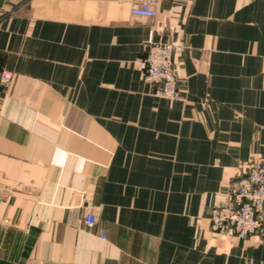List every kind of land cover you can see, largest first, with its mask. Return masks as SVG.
Instances as JSON below:
<instances>
[{
    "label": "crops",
    "instance_id": "obj_1",
    "mask_svg": "<svg viewBox=\"0 0 264 264\" xmlns=\"http://www.w3.org/2000/svg\"><path fill=\"white\" fill-rule=\"evenodd\" d=\"M132 1L0 0V264H264V212L247 238L210 223L264 160V0ZM152 42L185 47L178 101Z\"/></svg>",
    "mask_w": 264,
    "mask_h": 264
},
{
    "label": "built area",
    "instance_id": "obj_2",
    "mask_svg": "<svg viewBox=\"0 0 264 264\" xmlns=\"http://www.w3.org/2000/svg\"><path fill=\"white\" fill-rule=\"evenodd\" d=\"M157 0H133L132 14L154 17ZM184 45L173 42H152L139 67L148 83L156 87L155 95L171 101L180 100L176 58ZM15 74L0 66V91H9ZM264 212V160L254 158L248 162L244 173L229 182L228 202L214 207L210 212L211 229L215 233H232L238 238H247L262 231ZM85 224L96 222V216L87 214ZM104 238V233L103 236Z\"/></svg>",
    "mask_w": 264,
    "mask_h": 264
}]
</instances>
